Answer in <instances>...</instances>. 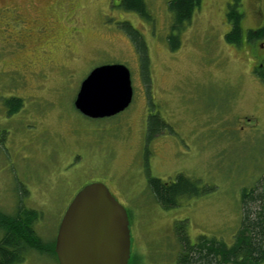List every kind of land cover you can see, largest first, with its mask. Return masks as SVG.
<instances>
[{"label":"rangeland","instance_id":"rangeland-1","mask_svg":"<svg viewBox=\"0 0 264 264\" xmlns=\"http://www.w3.org/2000/svg\"><path fill=\"white\" fill-rule=\"evenodd\" d=\"M118 1L0 0V211L36 210L34 229L51 248L75 194L101 182L127 211L136 264H175L184 235L231 245L242 191L264 196V85L250 73L245 40L264 0H239V45L225 40L232 0H201L179 33L171 0H145L149 19ZM127 24L145 43L149 84ZM110 63L129 69L132 101L116 115L86 117L74 107L80 82ZM149 115L165 128L148 141ZM178 174L199 194L163 208L148 179ZM18 264L58 263L29 250Z\"/></svg>","mask_w":264,"mask_h":264},{"label":"trees","instance_id":"trees-1","mask_svg":"<svg viewBox=\"0 0 264 264\" xmlns=\"http://www.w3.org/2000/svg\"><path fill=\"white\" fill-rule=\"evenodd\" d=\"M226 13L231 21V29L225 35L226 42L239 45L242 42L241 18L237 11L238 1L234 0ZM201 0H171L168 4L172 14V31H179L188 23L200 5ZM118 6L125 11H132L141 17L149 19L145 0H119ZM127 33L133 42L140 59L142 76L146 84L148 79V55L145 43L138 31L127 24ZM171 33L169 41L174 42L171 49L178 45V34ZM264 35V29L256 33L248 32L247 39L251 41ZM17 108L21 106L20 99H14ZM164 123L157 115L148 116V139L163 130ZM149 186L155 200L163 207L178 205V199L183 196L199 194L197 184L192 179L178 174L174 181H162L159 178H149ZM242 216L238 230L233 236L231 245L222 240L199 236L194 244L186 235L182 237L183 244L176 258L175 264H262L264 263V196L258 189L243 190L241 196ZM39 213L34 209L19 207L15 214L9 215L0 211V264H18L22 262L29 250L38 252L50 251L54 253V242L51 248L37 235L34 224ZM57 261V259H56ZM58 263V262H57ZM128 264H136V255H131Z\"/></svg>","mask_w":264,"mask_h":264},{"label":"water","instance_id":"water-1","mask_svg":"<svg viewBox=\"0 0 264 264\" xmlns=\"http://www.w3.org/2000/svg\"><path fill=\"white\" fill-rule=\"evenodd\" d=\"M132 98L129 69L120 63L102 64L80 82L74 107L86 117L106 118L124 111ZM131 245L126 209L103 183L92 182L67 206L54 253L58 264H128Z\"/></svg>","mask_w":264,"mask_h":264},{"label":"flooded vegetation","instance_id":"flooded-vegetation-1","mask_svg":"<svg viewBox=\"0 0 264 264\" xmlns=\"http://www.w3.org/2000/svg\"><path fill=\"white\" fill-rule=\"evenodd\" d=\"M234 3H235V1L232 0L230 5H234ZM240 4H241V1H240V3L238 1L237 11L239 13L243 14V12L240 10V7H239ZM226 19H227V17H226ZM227 23L229 24V27L231 29V26H232L231 21H229L227 19ZM261 29H264V10H263V19H262V21H260L257 28L247 30L246 36H245V40L251 44L249 46V49H250L249 56L252 58V63H254V64H251L250 73L257 82H260L262 85H264V41H263L264 35L262 37H259V38L258 37L254 38L251 41H249L247 39V35H248L249 31H251L254 34ZM241 32H242V42L241 43L244 44L245 41L243 38L242 27H241ZM255 62L257 63L256 65H255ZM156 135H158V134H156ZM156 135H154L153 137H155ZM147 139H148V136H147ZM149 139H151V138H149ZM149 139H148V141H149ZM54 242H55V240H54Z\"/></svg>","mask_w":264,"mask_h":264}]
</instances>
